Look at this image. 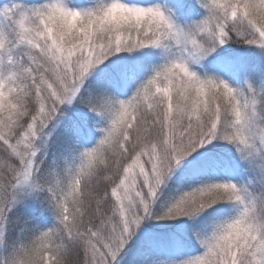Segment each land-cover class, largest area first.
Returning a JSON list of instances; mask_svg holds the SVG:
<instances>
[{"label":"snow or ice","instance_id":"snow-or-ice-1","mask_svg":"<svg viewBox=\"0 0 264 264\" xmlns=\"http://www.w3.org/2000/svg\"><path fill=\"white\" fill-rule=\"evenodd\" d=\"M0 264H264V0H2Z\"/></svg>","mask_w":264,"mask_h":264},{"label":"rangeland","instance_id":"rangeland-1","mask_svg":"<svg viewBox=\"0 0 264 264\" xmlns=\"http://www.w3.org/2000/svg\"><path fill=\"white\" fill-rule=\"evenodd\" d=\"M0 2H2V0H0Z\"/></svg>","mask_w":264,"mask_h":264}]
</instances>
